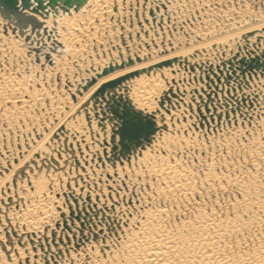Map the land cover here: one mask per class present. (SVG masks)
<instances>
[{
  "label": "rangeland",
  "instance_id": "rangeland-1",
  "mask_svg": "<svg viewBox=\"0 0 264 264\" xmlns=\"http://www.w3.org/2000/svg\"><path fill=\"white\" fill-rule=\"evenodd\" d=\"M152 3L155 8L159 6L155 0ZM83 8L79 10V16H76L78 12L74 13L72 10L71 14H74L75 19L69 16L71 19L67 24H59L57 20V25L60 26L56 27L57 31L53 34L55 42H58L57 51L51 52L53 60L51 64L44 58V52H49L47 49L38 53L41 60L36 59L35 52L18 33L14 34L10 28H6L8 33H5L3 26L6 23L0 18V264H138V252H132L126 247L129 236L120 232L123 230L120 226L128 225L129 221L124 218L119 220L114 209L131 218L141 217L149 208L170 209L172 205L176 207V202L171 204L169 201L164 202V198L156 197L161 193V188H164V182L155 180L148 173L144 172V175L137 173L135 157L127 161H116L115 164L121 165L122 173L109 174L108 171L114 164L108 161L110 149L103 141L108 143L110 131L106 129L102 132L91 113L89 120H86L83 112L79 116L73 115L87 98L83 93L90 85L86 82L90 78H84L85 81L82 83L84 86H81L83 93L78 83L75 86L71 82L72 86L69 79L63 78L60 66L63 57L69 68L73 67L72 73H77V69L73 64L74 60L66 56L67 50L61 42V32H64L67 26L72 29L73 23L77 26L74 29L75 34H79V27H83V34L75 46L82 47L85 51L91 50L92 55L96 57L100 54L98 58L103 61H107L105 54L109 55V51L115 50L118 46L113 45L110 40L122 44L120 39L122 30L117 20L112 21L111 18L107 20L103 17L102 23L94 19L90 26H84L82 22L85 20L83 17L86 9ZM158 8L165 12L162 5ZM164 8L172 19L170 23L163 25L166 47L161 46L160 39L156 40L159 52L154 50L151 55L147 54L145 61L153 57L164 56V59H167L183 54L191 57L197 53H206L209 58L206 60L216 61L223 58L226 52L239 51V48L243 47L241 42H244V39L240 35L244 32L264 26V0H169ZM172 24L177 29L173 30ZM178 25L182 27L179 28ZM103 26L106 30H102ZM46 27L48 29L52 27L51 17L46 21ZM168 27L171 32H168ZM159 33V37L162 38L160 30ZM142 36L145 39L143 32ZM170 37H173V44L169 41ZM135 41L138 42L136 38ZM118 50L119 48L117 52ZM164 59L155 65L166 66L164 64L170 58ZM81 63L85 65L83 60ZM134 63L135 60L130 64L132 66L124 67V71L137 69ZM83 71L88 73V69ZM11 84H18L19 88L25 91V98H29L28 94L32 96L34 93L37 94L39 88L41 91H48V96H54V99L56 97L55 100L62 104L65 112L69 109L67 105L71 104L74 109L63 116L73 123L84 119L92 128L94 136L91 137L97 146L89 145L85 140L86 136L82 134L74 135L68 140L64 139L54 148H47L42 143L40 132L31 130L30 127L21 132L19 126L22 121L16 117L17 113L22 111L24 117L28 116L39 123L47 122L48 112L52 111L53 104L45 98L41 100V105L37 101L27 99L26 102L29 104L23 107L19 105V110H14L13 105L17 102L13 103L11 100V95H15L10 90ZM194 84L195 82L192 83ZM261 121L259 120L256 126L253 125V128H231L217 135H208L206 138L202 136L200 140L196 136L189 140L183 134L181 136L169 133L166 136L167 139L170 138L171 144L167 142L169 145L166 149H163L165 146L158 144L154 150L142 151L141 156L146 153L153 162L170 160L181 167L187 166L193 172L195 192L181 197L184 201L190 198L188 202L186 201V207L178 210L175 217L164 218L165 223L162 227L173 229L176 224L186 222L191 217L189 214L193 215L199 207V210L204 208L208 212L211 209L215 210L214 212L220 213L222 219L233 217L231 202H234L237 193L239 195L243 193L242 188L245 186H237L233 182L228 185L224 181L216 182L215 187L209 189L202 188L201 174L207 172L208 164L214 165V168L219 166L217 170L227 173L231 181L238 180V176L244 175L248 185L252 186L250 188L254 192L256 206H264V148L258 147L256 139ZM182 140L185 143H182ZM193 140L200 146L183 148L188 142V145H192ZM39 148H45V151ZM57 161L60 164H57ZM254 163L258 164L255 170L252 165ZM65 165L68 169H65ZM48 168H56L62 175H69L68 170L78 172L87 169V172L91 173V178L86 177L84 183L74 185V188L85 189L84 194L58 195L56 183L49 173L51 169ZM128 183L130 186L127 187ZM254 186L258 189L254 190ZM51 196L54 197L52 202L57 201L61 204L55 207V213L51 221L47 222V228L32 230L21 221L11 220L12 213L21 212L20 210H24L32 203L48 201ZM136 199L143 203L135 204ZM247 226L242 232L243 240L237 249L228 253L229 256H232L233 252L245 256L247 255L245 253L254 247L264 244V226L260 227V231ZM161 228L158 232L153 231L154 234L158 235ZM261 233L262 238L259 237ZM25 250L28 251L26 255ZM21 251L22 255L12 259L10 253Z\"/></svg>",
  "mask_w": 264,
  "mask_h": 264
},
{
  "label": "bare ground",
  "instance_id": "bare-ground-1",
  "mask_svg": "<svg viewBox=\"0 0 264 264\" xmlns=\"http://www.w3.org/2000/svg\"><path fill=\"white\" fill-rule=\"evenodd\" d=\"M152 1L154 0H88L83 6L84 8L82 7L86 9L83 17L85 20L82 22L84 26H90L94 19L101 22L103 17L107 20L109 18L112 21L117 20L120 24L122 44L110 40L113 45L118 46L115 50L109 51V55L105 54L107 61L99 59L100 54L96 57L92 55L91 50L85 51L82 50V47L75 46L83 34V27H79V34H75L74 29L77 26L76 23H73L71 25L73 30L67 26L64 28V32H61V42L67 50L65 52L67 53L66 56L74 60L73 64L77 69V73H72L71 68L73 67L69 68L63 57V61L60 63L63 78L69 79L70 83H74L75 86L78 83L81 93H83L81 86H84L82 84L85 81L84 78H90L86 82L94 79V82L83 93L87 98L75 110L73 115L79 116L83 112L86 120H89V114L91 113L102 132L106 129L110 131L108 143L103 141L104 145H108L110 149L108 161L114 164L108 173H122L121 165L115 164V162L127 161L131 157H135L136 162L134 164L138 168L137 173H141V175L148 173L155 180L164 182V188H161V193L157 194L156 197L164 198V202L169 201L171 204L176 202V207L172 205L170 209L149 208L141 217L131 216V218H127L126 214L114 209L119 220L124 218L129 221L128 225L120 226L123 229L120 232L129 236L126 240V247L132 252H138V264H264V244L257 245L258 247H254L251 251L245 253L247 254L245 256L241 253L236 255L235 252L232 253V256L228 255L229 252L237 249L240 245L243 240L241 239L243 238L242 232L246 230L247 225L253 230L258 229V231H260L261 226H264V206H256L254 192L250 188L252 186L248 185L247 178L244 175L238 176V180L232 179L231 181V178L226 175L227 173L225 174L220 169L217 170L219 166L214 168V165L208 164L207 172L201 174L202 188L209 189L215 187L216 182L221 183L224 181L228 185L233 182L237 186H245V188H242L243 193L241 195L237 193L238 196L234 198V202H231L233 203L230 207L232 208L233 217L222 219L220 213L214 212L215 210L211 209L208 212L204 208V210H199V207L193 215L189 214L191 217L186 218V222L176 224L173 229L165 228L162 227L165 223L164 218L175 217L178 210L185 208L187 200L190 199L186 198V202L181 197L195 192L193 172L187 166L181 167L180 164L171 163L170 160L153 162V160H149L148 154L144 153L141 156L143 150H154L158 144L165 146L163 149H166L171 144L170 138L167 139L166 136L169 133L173 135L175 133L183 134L189 140L194 139L196 136L200 140L202 136L206 138L208 135H217L231 128H253V125L256 126L259 120L262 121L259 124L256 139L258 147L264 148V65L248 69L245 65L239 64L243 56L254 58L256 54H264V52L262 53L264 51V26L249 31H254L255 34L248 37V42H241L247 47L246 49L226 52L223 58L216 61L206 60L209 59L206 53V55L197 53L194 54L195 56L191 55V57L183 54L168 57L167 59H173L168 66H155V63L163 60L164 56L160 58L153 57L147 61L144 59L147 54L151 55L154 50L159 52L156 40L160 39L161 46L166 47V35L163 25L170 23L172 19L164 8L169 0H155L159 3L156 8L152 6L154 5ZM160 5H162L165 12L159 10ZM112 8H114L113 11ZM77 12L78 15L76 16H79V11ZM65 14L57 18L59 24H67L71 19L69 16L75 19L74 14H68L67 16ZM79 21L81 22L80 18ZM59 26L56 27L59 28ZM104 26L102 30L105 29ZM171 26L173 30L177 29L174 24ZM178 26L179 28L182 27ZM96 28L95 30H97ZM159 30L162 33V38L159 37ZM171 31L168 27V32ZM135 38L138 42L135 41ZM172 39L173 37H170L169 41L173 44ZM43 40L48 45L55 43L54 36L49 41H46L45 38ZM47 50L49 51V49ZM249 51H253V53ZM46 53L48 52H44V58ZM77 56L79 60H77ZM127 58L135 60L133 65H136L137 69L125 72L124 67L132 66L128 65L114 69L109 74H102L101 71L105 67L120 65ZM46 60L48 61V59ZM82 60L85 65L81 63ZM69 61L71 60L69 59ZM86 69H88V73L83 71ZM137 72L139 73L135 75ZM117 79L120 80L113 84L110 83ZM194 82L193 86L195 87L188 90V87L192 86ZM10 90L15 93V95H11L12 102H17L13 105L14 110L20 108L19 105L23 107L29 104V102H26L27 99L37 101L41 105V100L45 98L50 104H53L52 111L48 112L47 122L39 123L37 121V123L28 116L24 117L22 111L17 113L16 117L22 121L19 126L21 132H24L28 127L31 130L40 132L42 143L47 148H54L64 139L68 140L74 135L82 134L86 136L85 140L89 145L92 147L97 146L91 137L94 136L92 128L88 126L84 119L73 123L63 116L74 109L71 104L70 106L67 105L69 109L65 112L62 104L60 105L56 101V97L55 100L54 96H48V91H41L39 88L37 94L34 93L32 96L26 93L29 98H25V91H22L18 84H11ZM65 93L62 94L63 97ZM113 105L119 106L120 109L127 106L144 116L151 117L155 132L150 140H142L135 148L129 146L125 150L118 134L121 119L113 113ZM41 115L40 118H42ZM73 115L72 118H74ZM183 140L181 142L185 143ZM192 142V145H188V142L183 148H197L200 146L196 140ZM39 149L45 151V148ZM259 155L261 156V154ZM57 164H60V162L57 161ZM252 165L254 170L258 168V164L254 163ZM48 169H51L49 173L56 183L58 195L66 193L84 194L85 189L74 188V185L84 183V179L91 176L87 169L78 170V172L68 170L69 175H62V172L56 168ZM65 169H68L67 165H65ZM128 186H130L129 183ZM253 189L257 190L258 187L254 186ZM129 190L131 191V188ZM53 200L54 197L51 196L48 201L32 203L24 210H20L21 212L12 213L11 220L21 221L23 225L32 230L47 228V222L51 221L50 219L55 213V207L61 204L57 201L52 202ZM146 200L144 196V201ZM134 203L141 204L143 201L136 199ZM191 205L193 204L191 203ZM159 228H161L159 234H154L153 231L158 232ZM259 237L262 238V233ZM27 252L25 250V255ZM22 254L23 251L10 253L12 259Z\"/></svg>",
  "mask_w": 264,
  "mask_h": 264
},
{
  "label": "water",
  "instance_id": "water-1",
  "mask_svg": "<svg viewBox=\"0 0 264 264\" xmlns=\"http://www.w3.org/2000/svg\"><path fill=\"white\" fill-rule=\"evenodd\" d=\"M87 2L88 0H0V18H2L3 21L6 23L3 26L5 32H7L6 28H10L14 34L18 33L19 36L24 39V42L30 46V49L35 52L36 59L40 60L38 53L49 49V52L45 54V58L48 59V62L51 64L53 62L51 58V52H55L57 50L55 45L58 42H55V45L53 43H51V45H48L43 40V38H45L46 41H49L53 37L52 33L56 30L57 18L59 16L64 15L65 13L71 14L72 10L74 12H77ZM50 17L53 25L52 27H50V29H48L46 27V21ZM254 34V31L244 33L242 34V39H244L245 42H248V37L253 36ZM246 48L247 47L243 45V47L239 48V51H241V49ZM249 52L253 53V51ZM263 52L264 51H262V53ZM139 59L137 60L139 61ZM172 61L173 59H170L168 60V62H165L164 65L168 66V64H170ZM132 63L133 60L131 58H128V60L122 62L121 65H110L108 67H105L102 70V74H109L114 69L123 68L124 66H128ZM239 64L245 65L248 69H253L258 66L264 65V54H256L254 58H246L245 56H243L239 61ZM155 66H162V64ZM138 73L139 72L135 73V75ZM119 80L120 79H117L111 81L110 83L113 84ZM92 81H94V79H92ZM92 81L89 80L87 85L91 84ZM127 109L130 108L126 106L120 109L117 105L112 106L113 113L121 119L118 131L121 141L123 117ZM154 132L155 129L150 133L149 137L144 140H150V137L154 134ZM122 144H124L125 150L129 148V146H126L125 143Z\"/></svg>",
  "mask_w": 264,
  "mask_h": 264
},
{
  "label": "snow or ice",
  "instance_id": "snow-or-ice-1",
  "mask_svg": "<svg viewBox=\"0 0 264 264\" xmlns=\"http://www.w3.org/2000/svg\"><path fill=\"white\" fill-rule=\"evenodd\" d=\"M152 118L138 111L127 109L123 117L121 129L122 143L135 148L142 140L147 139L153 131Z\"/></svg>",
  "mask_w": 264,
  "mask_h": 264
},
{
  "label": "crops",
  "instance_id": "crops-1",
  "mask_svg": "<svg viewBox=\"0 0 264 264\" xmlns=\"http://www.w3.org/2000/svg\"><path fill=\"white\" fill-rule=\"evenodd\" d=\"M192 88H194V86L192 85V86H190V87H188V90H191Z\"/></svg>",
  "mask_w": 264,
  "mask_h": 264
}]
</instances>
